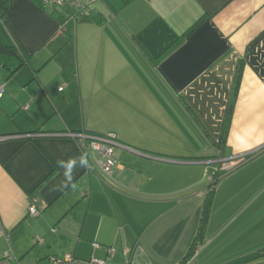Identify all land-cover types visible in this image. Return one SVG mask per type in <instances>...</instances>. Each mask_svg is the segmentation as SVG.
<instances>
[{"label": "crops", "instance_id": "1", "mask_svg": "<svg viewBox=\"0 0 264 264\" xmlns=\"http://www.w3.org/2000/svg\"><path fill=\"white\" fill-rule=\"evenodd\" d=\"M92 8L103 23L67 19L60 26L52 8L8 2L5 19L26 60L0 51V135H11L0 140V221L9 241L0 240L12 252L11 238L15 245L34 240L33 247L48 242L25 252L33 263L67 252L77 263L91 253L103 257L102 248L92 251L97 241L114 246L116 264H153L138 257V239L142 223L159 217L156 207L173 209L197 192L207 163L244 168L248 156L264 157V0H93ZM0 40L12 43L1 19ZM239 61L234 110L219 145ZM149 75L165 95L154 92ZM82 129L112 131L127 145L115 150L113 174L103 176L93 161L88 170L73 138L49 134ZM30 131L37 132L19 134ZM126 201L149 206L139 225L125 218ZM30 204L38 215L28 213Z\"/></svg>", "mask_w": 264, "mask_h": 264}, {"label": "rangeland", "instance_id": "2", "mask_svg": "<svg viewBox=\"0 0 264 264\" xmlns=\"http://www.w3.org/2000/svg\"><path fill=\"white\" fill-rule=\"evenodd\" d=\"M147 77L154 92L160 96L165 95L161 84L154 77ZM175 112L178 116L179 112ZM253 155L248 156L242 163L244 168L231 161L225 164L222 161L207 163L206 175L198 181L197 192L192 191L193 194L186 198L185 202L177 204L173 209L163 210L168 206L166 203L156 207L160 211L159 217L141 225L139 233H142V239H138V257H152L148 263L153 264H176L197 234L203 199L211 190L209 220L205 224L202 238H198V252L187 264H219L264 247V180L256 181L258 176L264 174V157L258 161H247L250 157L253 158ZM260 170L262 172H259ZM194 174L193 172V176ZM213 178L216 181L212 185L210 183ZM255 192L262 193L257 198ZM122 207L126 213L125 218L130 224L136 225H139L140 216L142 217L139 212L146 208L148 211L149 208L147 205L133 206L127 201ZM49 234L53 235L50 232ZM14 240L11 238L12 249L19 257L15 256L20 264H31L35 261L29 255L30 251L25 253L28 249L35 250L34 248L38 249L39 246L48 248V242H36L33 247L34 240L30 241L29 238L20 239L16 245ZM14 245L17 251H23L25 254L20 256ZM6 250L13 254L8 244L0 240V261ZM262 260L258 264H264V259ZM73 264L91 263L82 260Z\"/></svg>", "mask_w": 264, "mask_h": 264}, {"label": "built area", "instance_id": "3", "mask_svg": "<svg viewBox=\"0 0 264 264\" xmlns=\"http://www.w3.org/2000/svg\"><path fill=\"white\" fill-rule=\"evenodd\" d=\"M93 0H42L45 7H69L70 11L67 14L69 18L74 21H78L88 14H90V9L92 8ZM62 89V87H59ZM5 92V82H0V97ZM35 134V133H34ZM54 135H64L69 136L74 139L77 147L86 161V168L89 170L92 168L91 161H93L100 169L102 175H111L119 168V163L115 154L117 147L127 148V145L121 143L117 135L108 131L105 133L95 132L89 129L73 131L66 130L62 132L49 133ZM32 134H21L22 137H28ZM11 135H0V140L5 138H10ZM28 213L36 216L39 214V210L33 204L28 206ZM54 231V229H52ZM0 237H3L7 242L9 241L8 234L3 230L0 221ZM92 251L98 248L104 250L103 257H97L94 253H91L88 262L91 264H116L112 261V257L115 253V248L113 245H101L97 241H92L91 243ZM77 259L71 252H67L61 256L48 255L45 257L43 263L35 262L32 264H73ZM0 264H20L18 259L9 250H6ZM125 264H137L132 259H127ZM177 264V263H176Z\"/></svg>", "mask_w": 264, "mask_h": 264}, {"label": "trees", "instance_id": "4", "mask_svg": "<svg viewBox=\"0 0 264 264\" xmlns=\"http://www.w3.org/2000/svg\"><path fill=\"white\" fill-rule=\"evenodd\" d=\"M34 1L37 4H39L41 7H45L43 5L42 0H34ZM8 2H9V0H0V19L2 20V22L5 25V27L7 28V30L10 32L11 37H12V43L6 44L0 40V51L5 52V53H14V54L18 55V57L22 58L23 60L24 59L26 60V57H24V51H23L22 45L20 44L18 38L13 33L12 29L10 28L9 24L7 23V21L5 19V13H6V10L8 7ZM49 8H52V11H50V14L53 16V18L57 21V23L60 26L64 25V23L66 22L67 19H71V18H69V16L67 14H65V13H67L65 6H62V7L54 6V7H49ZM90 11H91L90 14H88L87 16H85L84 18H82L76 22L84 21V20H94V21H97L98 23H103L105 21L104 17L101 14L97 13V11H95L93 8H91ZM202 19H203V16L199 17L189 28H187L183 32V34L181 36H184L186 34L191 33V31H193L197 27V25L202 21ZM71 20H73V19H71ZM169 48H167L165 51H162L159 55L153 57L152 59L154 60V59L160 58L163 54H165L169 50ZM242 69H243V63H242V61H239V63L237 64L234 79H233L232 97L228 101L226 111H225V116L223 119L222 130H221L220 138L218 141L219 145L222 144V142L224 143L226 140L227 132H228L229 125H230V120H231L233 110H234L235 99H236L238 87L240 84ZM188 109H190V108L188 107ZM82 130H85V129H82ZM92 131H94V130H92ZM36 132L35 131L20 132L19 134H34ZM95 132H98V131H95ZM100 133H102V132H100ZM215 142L216 141H214V144L218 145V143L217 142L215 143ZM215 181H216V179L213 178L212 183H210V184L213 185L215 183ZM211 197H212V190L203 199L202 210H201V220H200V224H199L197 234H196V236H194L191 244L189 245L188 249L184 253V256L177 262V264H187L193 258V256L198 252L199 246L196 248V245H197V241H200L198 238H200V237L202 238V235L204 233V227H205V224L208 220V216H209L210 209H211ZM261 257H264V247H262L258 250H255L253 252H250L248 254H245L244 256L232 258V259H230L226 262H222L220 264H243V263H246V262L261 258Z\"/></svg>", "mask_w": 264, "mask_h": 264}]
</instances>
